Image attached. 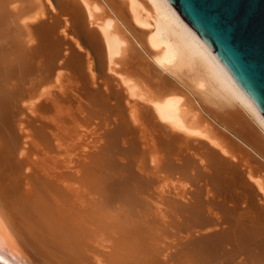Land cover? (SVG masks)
<instances>
[{"label":"bare ground","instance_id":"1","mask_svg":"<svg viewBox=\"0 0 264 264\" xmlns=\"http://www.w3.org/2000/svg\"><path fill=\"white\" fill-rule=\"evenodd\" d=\"M0 255L264 264V116L169 0H0Z\"/></svg>","mask_w":264,"mask_h":264},{"label":"water","instance_id":"2","mask_svg":"<svg viewBox=\"0 0 264 264\" xmlns=\"http://www.w3.org/2000/svg\"><path fill=\"white\" fill-rule=\"evenodd\" d=\"M264 116V0H169ZM0 264H17L0 255Z\"/></svg>","mask_w":264,"mask_h":264},{"label":"rangeland","instance_id":"3","mask_svg":"<svg viewBox=\"0 0 264 264\" xmlns=\"http://www.w3.org/2000/svg\"><path fill=\"white\" fill-rule=\"evenodd\" d=\"M89 138H90V137H89ZM89 138H88V139H89Z\"/></svg>","mask_w":264,"mask_h":264}]
</instances>
